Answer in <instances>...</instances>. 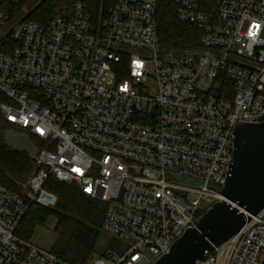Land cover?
<instances>
[{
  "label": "built area",
  "instance_id": "2783aa9c",
  "mask_svg": "<svg viewBox=\"0 0 264 264\" xmlns=\"http://www.w3.org/2000/svg\"><path fill=\"white\" fill-rule=\"evenodd\" d=\"M161 1H76L46 22L0 9V115L46 144L17 190L0 184V264H72L14 234L30 203L55 206L49 177L105 202L102 229L128 243L92 264H153L222 198L235 126L264 121V0H172L199 37L180 50L160 47ZM244 214L195 264H264V208Z\"/></svg>",
  "mask_w": 264,
  "mask_h": 264
},
{
  "label": "trees",
  "instance_id": "16d2710c",
  "mask_svg": "<svg viewBox=\"0 0 264 264\" xmlns=\"http://www.w3.org/2000/svg\"><path fill=\"white\" fill-rule=\"evenodd\" d=\"M29 1L22 0L17 5H11L0 0V9L13 17L14 12ZM76 1L84 2L92 14H97L100 0H40L27 11L24 19L46 22L57 14H70ZM157 23L162 49L180 50L198 45L195 25L176 18L172 0L161 1L157 10ZM8 126L11 125L0 115V130ZM32 138L38 140L34 136ZM36 170L35 162L26 153L6 145L0 134V184L17 190L18 183L25 181ZM44 187L56 195L55 206L43 207L30 203L14 234L29 241L33 229L44 224L49 215H53L56 217L54 233L57 241L51 251L72 264H89L95 252L105 208L99 205V199L91 197L74 184L57 182L49 177Z\"/></svg>",
  "mask_w": 264,
  "mask_h": 264
},
{
  "label": "water",
  "instance_id": "95a60500",
  "mask_svg": "<svg viewBox=\"0 0 264 264\" xmlns=\"http://www.w3.org/2000/svg\"><path fill=\"white\" fill-rule=\"evenodd\" d=\"M230 170L217 200L186 228L168 253L153 264H195L217 245L240 231L244 212L264 208V121L239 123L234 128Z\"/></svg>",
  "mask_w": 264,
  "mask_h": 264
},
{
  "label": "rangeland",
  "instance_id": "374dc122",
  "mask_svg": "<svg viewBox=\"0 0 264 264\" xmlns=\"http://www.w3.org/2000/svg\"><path fill=\"white\" fill-rule=\"evenodd\" d=\"M39 1L40 0H30L29 2L22 4L19 9L14 12L11 22L18 21L24 18L27 11L34 5H36ZM109 1L110 0H100L97 13L100 11L101 8H104V5H107ZM0 134L2 136V141L6 145H8L12 149L26 153L30 158L35 152H37L41 148L46 147V144H44L42 141H36L26 131L16 127L8 126L0 130ZM168 179L171 180L173 183L190 187H197L199 184L198 180H194L192 178L178 174H169ZM98 203L101 207L105 208V202L98 201ZM55 224L56 217L53 215H49L45 220L44 224H39L33 229L29 241L38 247L51 251L53 244L57 241V237L54 233ZM127 247V242L118 239L112 234L104 231L101 226L100 234L95 245V252L91 257L89 264H92L93 261L97 258H103L106 262L111 263L112 260L110 258L105 257V253L108 250H112L115 251L117 254L121 255L125 252Z\"/></svg>",
  "mask_w": 264,
  "mask_h": 264
}]
</instances>
